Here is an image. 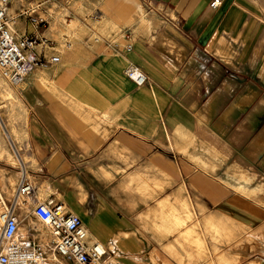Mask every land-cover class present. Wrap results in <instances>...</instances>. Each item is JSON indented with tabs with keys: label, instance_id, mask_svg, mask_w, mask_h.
<instances>
[{
	"label": "crops",
	"instance_id": "obj_1",
	"mask_svg": "<svg viewBox=\"0 0 264 264\" xmlns=\"http://www.w3.org/2000/svg\"><path fill=\"white\" fill-rule=\"evenodd\" d=\"M212 1L11 2L16 32L52 44L13 89L7 129L36 197L79 215L110 260L264 264V0ZM36 6L50 18L40 28L21 15ZM19 180L0 122L6 204ZM33 211L32 200L16 208L17 236L48 253Z\"/></svg>",
	"mask_w": 264,
	"mask_h": 264
},
{
	"label": "built area",
	"instance_id": "obj_2",
	"mask_svg": "<svg viewBox=\"0 0 264 264\" xmlns=\"http://www.w3.org/2000/svg\"><path fill=\"white\" fill-rule=\"evenodd\" d=\"M12 0H0V71L2 76L13 86L22 85L27 77L39 66L46 65L48 61L38 54L39 45H51L52 42L45 37L35 34H19L13 28V18L9 9ZM222 0H213L211 6L217 8ZM39 7H33L21 13L22 16L36 27L47 24V20L38 14ZM130 38V34H126ZM132 48L131 44L127 45ZM59 56H52L51 62H58ZM126 76L137 86L144 85L147 74L136 64L130 63L125 69ZM0 122L7 133L13 151L16 155L20 180L10 204L2 201L0 210V264H45L46 250L38 244H26L17 236L21 220L15 213L18 206L24 205L28 200L34 203V214L51 230L53 250L72 264H123L120 261L108 259L107 248L100 241H89L87 228L82 218L67 209L63 202L53 198L39 200L36 197L35 186L30 177L27 162L22 150L11 138L1 112Z\"/></svg>",
	"mask_w": 264,
	"mask_h": 264
},
{
	"label": "rangeland",
	"instance_id": "obj_3",
	"mask_svg": "<svg viewBox=\"0 0 264 264\" xmlns=\"http://www.w3.org/2000/svg\"><path fill=\"white\" fill-rule=\"evenodd\" d=\"M58 1V0H55ZM42 17L45 18L47 21H50V18L47 16L46 13L42 14ZM70 20L71 18H67ZM21 86V85H20ZM19 86H13L11 85L1 74L0 71V103L1 106V112L3 118L6 119L7 117L10 118L12 115L9 111V108L12 107V102H19L21 104V98L18 96V94H13V89H17ZM1 210V205H0ZM47 261L45 264H72L67 259L59 256L54 250L53 245H51L50 250L47 253Z\"/></svg>",
	"mask_w": 264,
	"mask_h": 264
}]
</instances>
